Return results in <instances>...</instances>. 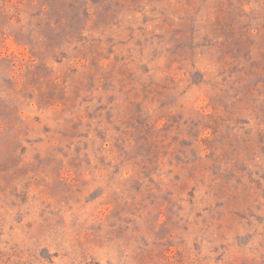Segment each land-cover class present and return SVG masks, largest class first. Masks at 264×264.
Returning <instances> with one entry per match:
<instances>
[{
	"label": "rangeland",
	"instance_id": "374dc122",
	"mask_svg": "<svg viewBox=\"0 0 264 264\" xmlns=\"http://www.w3.org/2000/svg\"><path fill=\"white\" fill-rule=\"evenodd\" d=\"M0 264H264V0H0Z\"/></svg>",
	"mask_w": 264,
	"mask_h": 264
}]
</instances>
